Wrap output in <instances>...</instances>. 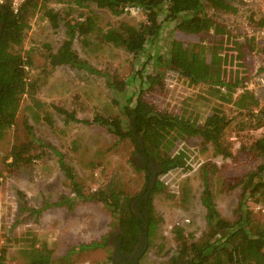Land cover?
<instances>
[{"label":"rangeland","instance_id":"1","mask_svg":"<svg viewBox=\"0 0 264 264\" xmlns=\"http://www.w3.org/2000/svg\"><path fill=\"white\" fill-rule=\"evenodd\" d=\"M65 1L53 0L39 11L18 48L32 59L30 80L37 83V90L32 96L22 98L17 126L0 140V256L5 250V264H28L25 251L31 246L45 245L52 252L53 264L121 263L117 257V216L102 201L76 199L53 148L73 168L86 197L106 192L112 183L135 198L147 176L143 169L152 172L153 182L162 183L164 188L153 199L159 220L155 245H163L165 249L158 255L155 247L146 248L141 264H168L175 247L174 228H183L184 235L195 241L208 230L201 201L205 182L221 217L234 220L242 202L240 182L262 164L260 158L247 155L246 151L264 138V75L260 73L264 69V30L256 27L264 18V0H228L235 11L216 14L210 10L219 27V38L248 41L251 55L240 62L234 60L227 68L232 77L236 72L239 79L245 76L243 73L247 75L244 87L235 90L234 100L247 94L249 112L238 111L233 103H221L202 86L189 87L175 73L167 72L162 80L153 77L142 85L139 72L144 78L154 74L151 67L143 68L144 58L105 44L102 36L117 23L138 26L146 21L145 13L130 8L123 16L115 17L95 5L72 10ZM46 11L58 16L56 28L46 17ZM93 14L98 31L86 38V42L75 39L73 49L99 74L70 66L47 67L49 51H57L68 40L66 23L74 25L84 21L82 15ZM173 38L186 43L199 41L198 37L175 33L173 27L166 26L161 37L166 50ZM226 48L231 54L232 45L227 44ZM106 74L131 84L124 93L115 94L108 86ZM140 93L157 108L178 115L186 112V117L192 114L204 119L213 108L221 109L227 117L225 145L232 156H216L212 147L204 146L197 138L180 141L176 150L185 152L188 169L160 175L153 164L147 165L143 156L135 154L130 142L118 143L106 127L66 123L64 112L75 114L78 121L93 120L96 115L121 117L126 96ZM28 142L34 145L33 154L40 159L20 169L8 168L7 159L13 146ZM66 199L74 201L71 209L66 202L59 206ZM243 202L252 212V219L263 225L264 200L249 194ZM93 244L102 247H91Z\"/></svg>","mask_w":264,"mask_h":264},{"label":"trees","instance_id":"2","mask_svg":"<svg viewBox=\"0 0 264 264\" xmlns=\"http://www.w3.org/2000/svg\"><path fill=\"white\" fill-rule=\"evenodd\" d=\"M53 0H26L20 12L15 14L10 5L0 9V140L17 126L20 103L25 95L36 93L37 83L30 80L32 59L19 50L24 35L30 28V21L39 11L45 9ZM69 9L88 8L95 5L99 10H106L115 17L123 16L130 8L142 10L146 21L138 26L126 22L108 27L102 36L105 44L124 50L136 58H144L143 68L149 66L154 74L138 77L142 85L150 80L164 79L167 72L175 73L189 87L202 86L205 91L221 103H233L238 111L249 112L250 97L243 93L239 100H234L236 89L244 87L247 75L238 78L239 72L232 77L228 65L233 61H243L251 55L248 41L237 42L236 38H219V27L210 15V10L220 14L235 11L228 0H66ZM46 17L54 28L58 26V16L53 11H46ZM84 21L75 24L66 23L68 40L57 51H49L46 57L47 67L56 69L70 66L77 70L99 74L90 64L78 56L73 49L75 39L86 42L97 27L96 15H82ZM166 26L173 27V32L189 37H198V42L186 43L173 38L167 50L162 46V34ZM264 30V18L256 26ZM232 45V52L226 45ZM19 48V50H18ZM230 73V74H229ZM242 73V72H241ZM264 75V69L260 70ZM108 86L114 93H124L131 81H121L114 75H107ZM264 82V78L262 79ZM143 93V92H142ZM139 95L126 96L125 105H121V117L96 115L93 120L78 121L75 114L64 112L66 123L79 122L86 126L106 127L118 140V143L130 142L135 154L143 156L147 165L153 164L160 175H167L176 170H186L185 152L176 150L180 141L200 139L204 146H210L216 156L230 158L229 146L225 145L227 117L219 108H213L207 117H193L186 112L174 114L157 108ZM36 119L39 116L36 115ZM41 145V143H40ZM31 142L21 146L14 145L7 161L10 169H20L33 164L40 156L33 154ZM59 157V166L70 181L72 193L76 199L98 200L111 207L117 216L119 232L117 236L118 254L132 256L136 254L134 264H141L146 248L155 247L160 255L165 247L155 245L156 226L159 222L153 199L164 192L163 184L153 182L152 172H147L145 183L135 198L127 196L125 191L110 183L106 192H97L89 197L83 195L73 168L65 162V157L51 148ZM246 151V150H245ZM247 155L260 158L262 164L241 180L242 202L235 213L234 220H225L219 214L208 182L202 195V205L206 210L208 230L199 240L184 235L183 228H174V251L170 252L168 264H264V224L252 219V212L243 202L249 194L264 200V138L256 141ZM205 176L207 170H204ZM71 201V202H70ZM73 200L66 199L59 206ZM91 247H102L93 244ZM148 250V249H147ZM28 264H53L52 252L47 247L31 246L25 251ZM169 256V252H166ZM6 251L0 256V264L6 263ZM121 264V263H119ZM129 264V263H128Z\"/></svg>","mask_w":264,"mask_h":264},{"label":"built area","instance_id":"3","mask_svg":"<svg viewBox=\"0 0 264 264\" xmlns=\"http://www.w3.org/2000/svg\"><path fill=\"white\" fill-rule=\"evenodd\" d=\"M26 0H0V9L5 5H10L11 10L18 14Z\"/></svg>","mask_w":264,"mask_h":264},{"label":"flooded vegetation","instance_id":"4","mask_svg":"<svg viewBox=\"0 0 264 264\" xmlns=\"http://www.w3.org/2000/svg\"><path fill=\"white\" fill-rule=\"evenodd\" d=\"M145 159V158H144ZM147 161V160H146ZM117 253H118V247H117ZM117 257L120 259L121 264H134V259L136 257V254L132 255V256H120L119 254H117Z\"/></svg>","mask_w":264,"mask_h":264}]
</instances>
